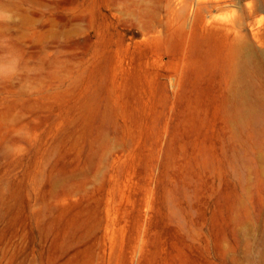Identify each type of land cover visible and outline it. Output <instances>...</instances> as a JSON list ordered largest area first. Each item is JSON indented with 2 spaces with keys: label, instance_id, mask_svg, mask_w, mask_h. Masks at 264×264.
<instances>
[{
  "label": "rangeland",
  "instance_id": "374dc122",
  "mask_svg": "<svg viewBox=\"0 0 264 264\" xmlns=\"http://www.w3.org/2000/svg\"><path fill=\"white\" fill-rule=\"evenodd\" d=\"M0 264H264V0H0Z\"/></svg>",
  "mask_w": 264,
  "mask_h": 264
}]
</instances>
